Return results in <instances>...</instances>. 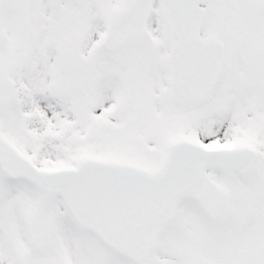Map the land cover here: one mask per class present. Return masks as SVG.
<instances>
[{"label": "snow or ice", "instance_id": "snow-or-ice-1", "mask_svg": "<svg viewBox=\"0 0 264 264\" xmlns=\"http://www.w3.org/2000/svg\"><path fill=\"white\" fill-rule=\"evenodd\" d=\"M0 264H264V0H0Z\"/></svg>", "mask_w": 264, "mask_h": 264}]
</instances>
